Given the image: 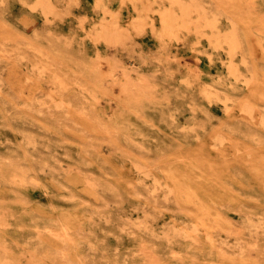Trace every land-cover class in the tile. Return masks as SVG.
<instances>
[{"label": "rangeland", "instance_id": "374dc122", "mask_svg": "<svg viewBox=\"0 0 264 264\" xmlns=\"http://www.w3.org/2000/svg\"><path fill=\"white\" fill-rule=\"evenodd\" d=\"M142 245L264 264V0H0V264Z\"/></svg>", "mask_w": 264, "mask_h": 264}, {"label": "bare ground", "instance_id": "6f19581e", "mask_svg": "<svg viewBox=\"0 0 264 264\" xmlns=\"http://www.w3.org/2000/svg\"><path fill=\"white\" fill-rule=\"evenodd\" d=\"M174 2H179L180 0H172ZM149 6V5H148ZM200 7V3L198 2H193L190 4V5H185V6H182L181 7V14L179 15V17L177 18V16L171 12H166V13H163L161 15V26H162V31L164 33H168V34H172L174 33L175 31V27L176 25L179 23V25L181 26H187L190 21H191V12H193L194 9H198ZM256 11V10H255ZM136 17V16H135ZM178 20H180V22H178ZM209 26L211 27H215L216 25V19L212 22H209L208 23ZM118 31L116 30V28H107L103 31V34L108 37V38H113V37H116L118 35ZM217 31H216V35H217ZM231 37V35L229 36ZM229 40L232 45L234 46V43H235V38H229L227 39ZM231 48V50H233V47ZM229 72L231 73H234L235 72V67H233V65H229ZM143 77V76H142ZM144 78V77H143ZM145 81V80H144ZM127 82V81H125ZM140 89V88H139ZM209 91V90H208ZM227 106V105H226ZM147 175V174H146ZM155 190V188H154ZM59 230V229H58ZM56 235V234H55ZM239 237V236H238ZM61 238L63 240H66V239H70L71 238V235L67 232V231H64L62 234H61ZM243 249V248H242ZM64 250V249H63ZM63 250H61L63 252ZM142 252V254L144 255V259L149 263V264H159V259L157 257V255L155 254L154 251H152L151 249H149V247L147 248L146 245H142L141 246V249H140ZM66 251V250H65ZM61 252V253H62ZM63 254V253H62ZM66 254V253H65ZM162 261V260H160ZM162 263V262H161Z\"/></svg>", "mask_w": 264, "mask_h": 264}]
</instances>
